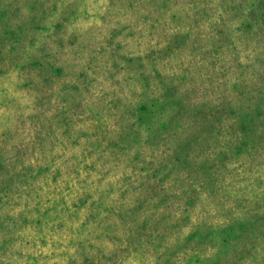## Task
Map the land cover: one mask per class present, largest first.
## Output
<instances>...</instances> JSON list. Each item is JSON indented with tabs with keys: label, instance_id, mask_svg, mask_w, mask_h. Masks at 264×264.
Listing matches in <instances>:
<instances>
[{
	"label": "rangeland",
	"instance_id": "1",
	"mask_svg": "<svg viewBox=\"0 0 264 264\" xmlns=\"http://www.w3.org/2000/svg\"><path fill=\"white\" fill-rule=\"evenodd\" d=\"M0 264H264V0H0Z\"/></svg>",
	"mask_w": 264,
	"mask_h": 264
}]
</instances>
